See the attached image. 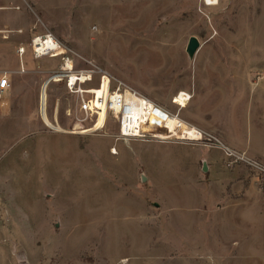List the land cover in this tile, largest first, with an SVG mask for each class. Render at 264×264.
Wrapping results in <instances>:
<instances>
[{
  "label": "rangeland",
  "instance_id": "374dc122",
  "mask_svg": "<svg viewBox=\"0 0 264 264\" xmlns=\"http://www.w3.org/2000/svg\"><path fill=\"white\" fill-rule=\"evenodd\" d=\"M25 1L0 0L21 5L0 9V76L9 78L0 98V264H216L220 253L225 264H264L263 173L229 164L205 142L117 140L111 117L102 129L77 121L64 80L45 90V115L61 131L52 129L40 94L60 58L33 59L29 46L51 33L75 68L103 69L264 168V0ZM192 36L200 46L190 59ZM179 91L191 96L184 108L173 103ZM77 124L93 129L79 133ZM212 172L240 184L227 207L243 218L210 222Z\"/></svg>",
  "mask_w": 264,
  "mask_h": 264
},
{
  "label": "built area",
  "instance_id": "2783aa9c",
  "mask_svg": "<svg viewBox=\"0 0 264 264\" xmlns=\"http://www.w3.org/2000/svg\"><path fill=\"white\" fill-rule=\"evenodd\" d=\"M22 2L27 5L25 0ZM27 6L29 7V5ZM20 7L19 4H9L0 6V9L20 10ZM17 32L20 33L21 31L18 30ZM47 41L51 43L47 45ZM29 46L33 59L60 58L58 71L54 72L48 80H64L67 93L76 97L77 113L81 116L77 121L93 118L92 127H94L101 118L99 129H102L107 119L111 117L118 126V132L115 136L117 140L150 138L159 141L205 142L208 147L220 148L229 160V164L243 162L259 173H263L262 179L258 178V180L264 197V168L256 161L233 151L210 133L206 134L189 123L180 122L181 120L172 121V117H176L177 114L168 112L121 81H112L103 69L93 64L89 68H75L73 54L67 51L51 33L32 36ZM16 53L20 59L18 72L24 73L22 56L25 53V47L20 45ZM103 84L106 85L105 92L98 94V90L95 88L98 87L102 90ZM8 87L9 78L8 74L5 73L0 76V98L6 93ZM114 150L113 147L110 148L111 153Z\"/></svg>",
  "mask_w": 264,
  "mask_h": 264
},
{
  "label": "crops",
  "instance_id": "0c3cea01",
  "mask_svg": "<svg viewBox=\"0 0 264 264\" xmlns=\"http://www.w3.org/2000/svg\"><path fill=\"white\" fill-rule=\"evenodd\" d=\"M21 20H22V17H21ZM150 143H153V142H150ZM155 144H168V143L155 142ZM214 168H216L215 171L217 174V167H214L212 165L208 167V171H213ZM144 175L146 176L145 173ZM208 176H209L208 178V216L210 218V222L213 223V219H215L217 223H220V222H227V219H230V218L233 221L243 218L246 213L245 210L238 209V208L231 209L232 206L227 207L229 205L228 204L229 202L239 201V197L238 198L236 197V200H233L235 199L234 197L235 195L233 194L234 192H238L236 189L241 188L240 184L237 182L224 183V180H220V181L213 180L214 179L213 172H212V175H208ZM145 180H146V177H145ZM243 197L244 195L240 197L241 201H243L244 199ZM154 204H156V207L158 206L157 203H154ZM227 228L228 229H232V228L246 229L243 223H242V227L239 226V224H237V225H234L233 227L227 225ZM221 254H225V255H221ZM221 256H223V258L220 260ZM226 256H227L226 253L217 254L218 260L216 264H225V262H223L222 260L226 259L225 258ZM241 264H244V260L242 261Z\"/></svg>",
  "mask_w": 264,
  "mask_h": 264
},
{
  "label": "bare ground",
  "instance_id": "6f19581e",
  "mask_svg": "<svg viewBox=\"0 0 264 264\" xmlns=\"http://www.w3.org/2000/svg\"><path fill=\"white\" fill-rule=\"evenodd\" d=\"M207 3L206 4H215L216 0H206ZM51 42L47 41V45H49ZM50 80V79H49ZM49 80L47 79L46 82L43 84L42 88H41V96H40V111H41V116H42V119L44 121V123L46 125H48L49 127H51L52 129H57L59 131H61V129L58 127V126H54L52 125L49 120L47 119L46 115H45V90H46V87H47V84L49 83ZM55 81H58L55 80ZM105 87L106 85L103 84V87H102V90H100L98 87L95 88L97 91V93H103L105 92ZM191 96L190 94L184 92V91H179L175 96H174V99H173V103H175L176 105H178L180 108H184L186 106V104L188 103V101L190 100ZM176 120H180L178 118V115L175 117H172V121H176ZM101 118L99 119L98 123L96 126H94L93 128H100V124H101ZM180 122H183L182 120ZM93 128H82L80 127L79 125H76V127L74 129H82L81 131H79V133H87L89 131H91ZM78 133V132H77ZM116 151H112V154H115Z\"/></svg>",
  "mask_w": 264,
  "mask_h": 264
},
{
  "label": "water",
  "instance_id": "95a60500",
  "mask_svg": "<svg viewBox=\"0 0 264 264\" xmlns=\"http://www.w3.org/2000/svg\"><path fill=\"white\" fill-rule=\"evenodd\" d=\"M200 46V43L198 41V39L194 36L190 37L186 46V52L188 54V57L190 59H192L194 53L196 52V50L198 49V47ZM78 125V124H77ZM76 127V125L74 126V128ZM81 127V126H80ZM203 170H206V166L205 164L203 165ZM142 181H145V177L142 175L141 177ZM156 206V204H155Z\"/></svg>",
  "mask_w": 264,
  "mask_h": 264
}]
</instances>
